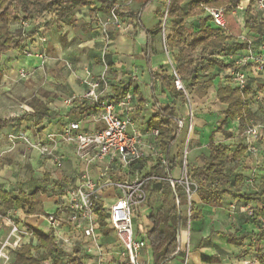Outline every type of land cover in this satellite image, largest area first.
I'll use <instances>...</instances> for the list:
<instances>
[{
    "label": "crops",
    "instance_id": "1",
    "mask_svg": "<svg viewBox=\"0 0 264 264\" xmlns=\"http://www.w3.org/2000/svg\"><path fill=\"white\" fill-rule=\"evenodd\" d=\"M113 1L115 7L123 14L127 11L135 12L139 7L137 2L131 8L124 9L119 4L123 0ZM190 1L185 0L183 8H188ZM249 1L252 2V0L245 2L240 0L239 7L232 14L240 33L233 40L227 41V46L216 55L218 59L224 63L233 64L235 68H214L212 71L208 70L206 73L199 74V79L205 78L208 74L214 76L212 87L201 99L189 95L188 90L181 84L184 95L186 91L191 99L189 105L194 113L193 124H195V115L199 112L219 115L222 120L215 129L203 120L196 122L195 131L199 133L191 134L193 135V142L190 146L191 154L187 160V165L190 167L201 165V156L207 154L201 155L200 151L202 148L208 150L209 143L227 145L229 141H233L237 137L235 135L243 132L239 130L238 120L224 121L222 113L225 111L226 106L220 104L216 99L218 86L229 85L232 88L237 86L233 77L235 73L240 72L246 78L247 107L250 115L254 117L251 125L256 117H263L264 115V73L258 70L255 62L248 60L251 55L264 62V43L261 42L264 36L257 39V35L245 28L244 18L241 19L243 15L240 18L241 20L238 18V10H241L244 5L246 11ZM163 3L166 2L153 0L151 5L142 12L138 21L143 29L135 19L128 17L120 18L121 27L120 29L116 28L112 24L113 17L110 14L103 13L100 10V3L94 0L90 1L86 7L75 10L69 21L56 20L55 15L43 12L39 16L29 20H20L11 26L12 30L18 31L17 38L20 41V48L10 50L0 58V71L2 73L0 81V118L9 120L25 117L22 121L11 123L0 131V156L4 157L5 160V164L0 170V190L16 195L19 191L29 193L38 189L39 187L28 191L32 182L28 178L26 169L21 170L26 165L33 170V174L37 179L42 178V182L45 176L48 178L49 183L43 182L45 187L43 189L47 191L50 198L37 207L41 211L40 213L36 212L30 216H25L21 210L15 208L7 210L6 214L9 213L10 215L6 217L5 214L3 216L5 218L1 219L0 241L4 240L6 234L4 226L7 227L11 223V217L20 231L25 229L27 232V228L30 227L43 233L50 232L58 248L67 254H72L77 250L79 252L78 257L83 264H92L93 257L86 252V247L90 243L84 240L80 230L73 228L66 222V211L59 215L60 224L57 228L52 229L47 221L48 215L56 214L59 201L64 198V188L76 184L81 164L74 157L72 148L69 146L59 148L58 153L62 156L63 163L62 168L57 169L51 161L41 157L36 150L30 149L23 142L16 141L12 145L8 140V136L25 135L30 141H42L48 133L60 130L68 122L80 120L78 115L83 121L81 123L82 130L92 132L95 129V124L87 115L90 110H84L80 114L83 110L81 103L78 101L73 102L71 106L67 107L63 104V101L70 97H80L85 93L87 87L83 82L87 75L97 78L104 73L108 82L107 98L110 100L113 97L112 90L114 88L128 87L127 94L132 96L130 116L135 113L132 120H135L136 123L144 122V128L143 126L138 127L134 123L131 124L129 133L132 130L139 133V148L143 153V158L149 163V158L154 159V155L157 157L154 162L162 157L156 137L150 133L152 130L146 128L148 118L155 112L153 99L161 106H173L176 116L182 120L184 125L186 114L182 113L180 108L178 111L177 100H180V98H174L159 79H150L148 74V68H150L153 75H159L161 71H165L169 76L174 74L171 71H175L173 62L175 51L171 52L165 46V36L169 32L170 26L169 20L165 29L166 35L163 34L164 42L163 39L161 41L160 31L162 29L151 34L152 52L148 67L144 58L147 41L146 30H154L160 24L162 14L166 18V6ZM252 8L253 2L249 13H252ZM188 22L194 30L197 29L196 21L189 20ZM106 23L109 25L107 30L110 33V45L108 51L104 53V63L107 67L105 70L102 64V26ZM261 23H264V20ZM212 27L216 29L213 24ZM234 33L236 34V32ZM248 34L252 35L254 40L251 47L245 50L230 47L234 42L244 43L238 41L237 38ZM240 57L246 58L237 60ZM20 73H23L24 76L22 77ZM143 87L149 89V96L145 97L142 94ZM135 88L138 89L137 93L134 91ZM256 102H258V105ZM33 106L45 108L47 117L40 119L37 115H32ZM116 111L121 114V109L117 108ZM62 116L64 122H59ZM30 119L33 121H30ZM184 128L186 129V127H183L181 132ZM207 132L209 136L206 135ZM242 138L243 140L239 142L245 143V137ZM178 143L176 142L172 147L171 156H174ZM262 143H264V140ZM260 147L261 142H258L257 151L255 153L246 151L240 161L242 163V173L240 175L243 176L242 184L244 185L238 187L240 191L238 194H243L249 183V180L247 181L249 178H256L257 183L264 182V152L261 151ZM149 149L151 152H149ZM99 168L100 164L90 168L93 178L96 177ZM125 173L126 170L116 169L112 174V180L120 181ZM179 176L180 168L178 165L171 172V178L173 181H177ZM55 183L59 185L57 186ZM53 193H57L55 195L57 198ZM116 195L117 192L110 188L102 192L100 205L105 212L114 203ZM56 199H58L57 203H55ZM245 204L247 203L231 195H223L221 205L211 207L202 204L196 194L192 197V209L196 214L190 220L188 227L181 228L179 233L181 249L185 241L188 240L187 264H240L243 260L254 258L258 260L256 264H264V223L261 221V217L246 218L240 211V208ZM248 205L254 209L261 210L263 208L260 202H252ZM160 206V195L158 194L156 200L151 198V209H139L146 234L151 227L148 216L150 212L157 210ZM182 211L184 212V207ZM97 234L99 245L103 251L111 252L113 258L116 259L121 247L115 234L106 226L99 227ZM12 237L9 238L11 245L7 248V260L0 259V264H12L15 252L21 246L27 244L37 245V240L30 234H23L22 237ZM42 253L43 250H40L32 252V255L37 257ZM141 258L145 264H152L148 241L147 248L143 250ZM66 260L64 259V262ZM44 264L51 263L46 262ZM168 264H183V258L179 255Z\"/></svg>",
    "mask_w": 264,
    "mask_h": 264
},
{
    "label": "trees",
    "instance_id": "2",
    "mask_svg": "<svg viewBox=\"0 0 264 264\" xmlns=\"http://www.w3.org/2000/svg\"><path fill=\"white\" fill-rule=\"evenodd\" d=\"M93 0H0V58L6 52L20 48V41L17 38L18 31L12 30L11 26L20 20H29L35 16L48 12L55 15L56 20L69 21L72 13L82 7H86ZM100 3V10L103 13L113 15L117 20L122 17L133 18L139 23L142 12L151 5L153 0H135L139 7L135 12L127 11L125 14L120 12L114 5L113 0H94ZM166 5V20H169V32L165 36V46L167 50L173 52V62L175 71L173 75H167L161 71L159 75L151 74L148 68L150 79L157 78L162 85L173 95L185 101L182 90H177L175 81L178 80L189 95H194L198 99L203 98L207 91L212 87L214 76L208 74L203 79H199V74L206 73L208 70L231 69L235 66L231 63H224L216 57L231 41L240 33L239 27L232 17L233 12L239 7L240 0H191L188 8H183L185 0H162ZM252 2L249 1L246 11L249 12ZM204 8L221 9L226 21V29L219 30L212 27V19L206 15ZM164 17V14L161 15ZM189 20L196 21L197 29L194 30ZM142 29L143 27L138 24ZM245 28L257 35V39L264 36V23L249 24L245 22ZM161 30L159 24L154 30H146V46L144 58L149 65L151 55V34ZM236 32V34L234 33ZM230 47L238 50H245L248 45L244 42L239 44L234 42ZM237 69V68H236ZM2 73L0 71V81ZM151 89V87H150ZM128 87L122 89L114 88L111 100L118 101L127 94ZM134 91L137 93L138 89ZM216 99L220 104L226 106L223 111L224 121H239V130L251 127L253 116L247 107L246 87L240 91L236 86H218L216 89ZM142 102V100H140ZM143 103V102H142ZM82 113L90 110L86 104L81 103ZM155 112L146 122L147 130L156 129L158 131L156 141L162 157L155 160L153 166L142 179L146 180L143 189L147 193L150 188L160 195L161 206L150 212L148 222L151 227L146 234L148 245L152 255V264H168L175 257L183 254L180 252L179 233L180 229L187 224V218L182 211L186 206V198L183 187L177 183H171V172L179 165L177 156H171L170 151L177 142L181 129L179 123L182 121L175 114L173 106H161L153 99ZM33 108L34 116L40 119L46 118V110L43 107ZM25 116L3 120L0 118V131L9 124L19 122ZM228 145L209 143L206 156H201V165L197 167L188 166L187 176L196 183L198 190L196 195L202 204L211 207L221 205L223 195H231L245 203L260 202L264 205V182L258 192L253 194H238L233 192L238 186L242 185V177L235 176L230 178L226 173L228 165H237L247 151L246 143H235L233 151L229 152ZM163 161V163H162ZM264 161V157H263ZM147 160L142 158L138 162L131 164L130 171L136 173L144 170ZM44 183H49L48 178H43ZM57 186L58 183H55ZM47 191L38 188L32 192L25 193L19 191L16 195H11L0 190V215L5 216L6 211L12 208L21 210L25 216H30L41 211L37 209L43 201L49 199ZM58 199L55 200V203ZM192 208V206H191ZM94 210L99 218V227H105V210L100 204L94 205ZM196 214L190 210V220ZM263 211L254 209V218L262 217ZM253 218V219H254ZM30 234L37 240L36 246L29 244L21 246L13 258L12 264H83L78 257L79 252L67 254L54 243L52 234L43 233L35 228H27ZM43 250V253L35 257L32 252ZM64 259H67L64 262Z\"/></svg>",
    "mask_w": 264,
    "mask_h": 264
},
{
    "label": "built area",
    "instance_id": "3",
    "mask_svg": "<svg viewBox=\"0 0 264 264\" xmlns=\"http://www.w3.org/2000/svg\"><path fill=\"white\" fill-rule=\"evenodd\" d=\"M257 6L259 9H264V0H258ZM204 11L211 17L215 28L226 29V21L221 9L204 8ZM111 16L113 17L112 24L120 29L119 20L113 15ZM107 24L102 26V64L105 70L107 67L104 63V53L108 51L110 45ZM248 60L255 62L258 70L264 73L263 61L251 55ZM20 74L22 77L24 76L23 73ZM233 77L239 90H244L246 87L245 76L237 72ZM83 83L87 87L85 93L80 97L67 98L63 104L67 107L77 101L86 104L90 108V113L87 115L95 124V129L92 132L82 130V120L80 119L68 122L60 130L48 133L42 141H30L25 135H9L8 140L12 145L16 141L23 142L30 149L36 150L41 157L51 161L57 169H61L63 163L62 156L58 153L59 148L62 146L71 147L74 157L81 164V169L78 172L76 184L64 188V198L59 201L56 214L47 216L49 226L52 229L57 228L60 224L59 215L66 211V222L73 228L80 230L84 240L90 243L86 247V252L92 255V264H145L141 257L143 250L147 248L146 229L141 215L137 217L135 212L145 203L146 192L143 185L146 180L139 179L136 173L130 171L131 164L143 158V153L139 148V133L133 130L129 133L132 96L126 94L116 103L107 98L108 82L104 73L97 78L87 75ZM175 87L177 90L184 91L178 80L175 81ZM117 108L121 109V114L116 111ZM189 109V114L185 120L186 124L184 125L182 121L179 123L180 129L186 127L188 135L193 129L191 106ZM260 131L258 125L246 129L245 139L248 152L255 153L257 151V143L261 139V135L264 136V131L262 133ZM150 133L156 137L158 131L154 129ZM262 148L264 151V143H262ZM96 164H100V168L96 177L93 178L90 168ZM116 169L126 170L123 179L120 181L112 180V174ZM171 183H177L183 187L187 202L186 218L189 225L192 197L197 193L198 187L188 178L184 163L180 169L179 179L177 181L171 180ZM108 188L117 192L114 203L105 212L104 220L105 226L115 234L121 247L116 259L113 258L111 252L103 251L99 245L97 234L99 218L94 210V205L100 204L102 192ZM261 210L263 211L261 221L264 223V206ZM240 211L246 218H254V208L250 207L248 203L243 205ZM9 215L7 213L6 217ZM3 218L5 217L0 215V219ZM10 225L8 239L12 236H18L17 234L20 232L17 225L12 223ZM135 228L136 232L134 231ZM8 239L0 246V259L7 260L6 252L10 246ZM188 246V240H186L182 249H179L183 254V264H187ZM257 262L258 260L254 258L243 260L240 264H256Z\"/></svg>",
    "mask_w": 264,
    "mask_h": 264
},
{
    "label": "rangeland",
    "instance_id": "4",
    "mask_svg": "<svg viewBox=\"0 0 264 264\" xmlns=\"http://www.w3.org/2000/svg\"><path fill=\"white\" fill-rule=\"evenodd\" d=\"M247 0H242V2H245ZM257 1L258 0H252L253 2V8H252V13H249V12H246L245 11V7L243 5L242 9L241 10H238V18L240 19L243 15V17L241 19L244 18V22H247L249 24H258L260 22H262L264 20V9H259L258 6H257ZM134 3H137L135 0H123L121 1L119 4L120 6H122L124 9H128V8H131ZM125 4V5H124ZM164 6H166V3H163ZM244 4V3H243ZM258 16V17H257ZM260 18V19H259ZM240 19V20H241ZM247 20V21H246ZM106 22V21H105ZM167 22L168 20H166V18H161V21H160V24H161V31H160V34H161V41L163 39V34L165 33L166 35V32H165V29H166V25H167ZM109 26V25H108ZM110 30V29H109ZM111 32V31H110ZM108 36L110 37V33H108ZM238 41L240 42H245L246 44H248L249 47L252 46L254 40H253V36L248 34L247 36H242L240 38H237ZM264 43V39L261 41ZM243 58H246V57H240L238 58L237 60H240V59H243ZM235 59V58H234ZM171 69V68H170ZM174 72V71H171V73ZM142 94L146 97V96H149V89L148 88H145L143 87L142 88ZM187 101V102H186ZM189 101L191 103V99L190 97L187 95L186 91H185V101L183 100H177L178 102V111H179V108L182 110V113H186L185 114V120H186V117L187 115L189 114ZM186 102V103H185ZM188 103V104H187ZM257 105H258V102H256ZM211 104V103H210ZM135 108V107H134ZM132 112H134L132 110ZM216 113V112H215ZM81 114V113H80ZM135 114V113H134ZM134 114H132L130 117H129V120L131 122V124H135L136 126L140 127V126H143L144 128V122H135V120H132V118L134 117ZM208 115V116H207ZM79 116V119H81L80 115ZM193 116H194V113H193ZM195 124H193V121H192V125H193V128L192 129V132L188 135L187 134V130L184 128V130L180 133L179 135V138H178V141H177V148L174 152V156H177L178 158V162H179V168L181 169L183 163L185 164V167L186 169H188V165H187V160L188 158L190 157V146H191V143L193 142V135L194 134H198L199 132L195 131V127H196V122L198 120H203L204 122H207L209 125H211L213 127V129L217 128V126L220 125V122H222V120L220 119L219 115H216V114H208V113H197V115H195ZM63 117V116H62ZM61 117V121L59 122H64V117L62 118ZM78 118V117H77ZM30 121H33L30 119ZM83 122V121H82ZM185 124H186V121H185ZM259 126L260 128V132L262 133L264 131V115L263 117L261 116H258L256 117L255 121L252 123L251 126ZM187 126V125H186ZM246 129H248L247 127L245 128V130L242 132V134H239V135H235L237 137H235V139L232 141H229L227 143L229 147V152H232L233 151V146L235 143H238L239 141L243 140V136L245 137V131ZM211 131V130H210ZM193 133V135H191ZM207 136H209V133L207 132L206 133ZM264 140V136L261 135V139L259 140V143L261 142V151H263V148H262V141ZM246 143V141H245ZM206 148H202V150L200 151L201 152V155L203 154H207L206 151L208 150H205ZM149 152H151V150L149 149ZM157 158L155 155H154V159ZM154 159H152L151 157L149 158V163H146L145 165V168L143 171L141 172H137L136 175L139 179H142L143 176L148 172L149 168H151L152 164L154 163ZM5 164V160H4V157L0 156V170L2 169L3 165ZM242 163H238L237 165H228L226 167V173L229 175V177L232 179L234 178L235 176H241L240 174L242 173ZM23 169H26V172L28 173V178L30 179V181L32 182L31 183V188L28 190V191H32L34 189H36L37 187L39 188H45L44 185H43V182H42V178H36V176L33 174V170L30 169V167H27L26 165H24L21 170ZM242 177V180H243V176ZM249 180V183L247 184V187L246 189L243 191V194H247V193H254V192H258V190L260 189V186L262 183H257V179H252V178H249L247 179V181ZM244 185V184H242ZM239 187V186H238ZM233 192L235 193H238L240 192L239 191V188H237L236 190H233ZM57 193H53V195L55 196ZM57 198V196H55ZM52 198V197H51ZM151 198L156 200L158 198V194L155 193L152 188H150V190L146 193V200H145V203L143 204V206H141V208H148V209H151ZM264 206V205H263ZM191 210H193L191 208ZM140 212L139 210H136L135 212V216L139 217L140 215ZM184 214L185 216L187 215V211H186V206H184ZM10 221L12 224H14V219H11L10 217ZM0 223H1V219H0ZM9 227L11 226L10 223L8 225ZM5 227V237H4V240H1L0 241V246L2 245L3 242H5V240L8 239V235H9V227ZM185 227L187 228L188 227V222L187 224L185 225ZM136 232V228L134 230ZM25 232L26 230L24 229L23 231H20L17 235L19 237H22L23 234L25 235ZM13 238V237H12ZM9 241V239H8ZM10 243V241H9ZM11 245V243H10Z\"/></svg>",
    "mask_w": 264,
    "mask_h": 264
}]
</instances>
